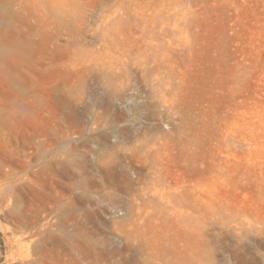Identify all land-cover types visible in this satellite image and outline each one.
<instances>
[{
  "label": "rangeland",
  "instance_id": "rangeland-1",
  "mask_svg": "<svg viewBox=\"0 0 264 264\" xmlns=\"http://www.w3.org/2000/svg\"><path fill=\"white\" fill-rule=\"evenodd\" d=\"M59 1L0 0V264H264V0Z\"/></svg>",
  "mask_w": 264,
  "mask_h": 264
},
{
  "label": "bare ground",
  "instance_id": "bare-ground-1",
  "mask_svg": "<svg viewBox=\"0 0 264 264\" xmlns=\"http://www.w3.org/2000/svg\"><path fill=\"white\" fill-rule=\"evenodd\" d=\"M59 2H60L59 0H56V3H59ZM19 238H20V237H19ZM18 241H19V240H18ZM23 242H24V241H23ZM20 243L22 244V240L19 241V244H20ZM20 246H21V245H20ZM23 258H24V257H23ZM22 261L26 262V261H25V258H24Z\"/></svg>",
  "mask_w": 264,
  "mask_h": 264
}]
</instances>
